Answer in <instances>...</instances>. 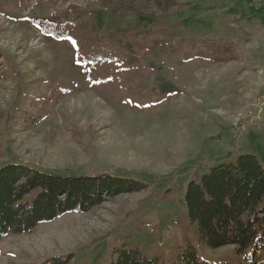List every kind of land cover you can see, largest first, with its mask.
Segmentation results:
<instances>
[{"label":"rangeland","instance_id":"rangeland-1","mask_svg":"<svg viewBox=\"0 0 264 264\" xmlns=\"http://www.w3.org/2000/svg\"><path fill=\"white\" fill-rule=\"evenodd\" d=\"M167 23L112 14L97 0H0V167L27 162L50 172L115 174L147 187L0 240V264H109L126 244L171 259L191 241L202 258L249 264L253 248L197 244L182 195L212 164L255 152L264 161V0H181ZM72 6L90 29L55 38L43 24ZM152 27L143 70L85 64L80 42L132 23ZM206 37L231 42L237 58L194 57ZM161 100L153 103L154 100ZM43 116L23 125V116ZM168 190H171L168 193ZM264 258V249L256 253Z\"/></svg>","mask_w":264,"mask_h":264},{"label":"trees","instance_id":"trees-1","mask_svg":"<svg viewBox=\"0 0 264 264\" xmlns=\"http://www.w3.org/2000/svg\"><path fill=\"white\" fill-rule=\"evenodd\" d=\"M101 9L112 14L135 12L138 17H153L167 23L170 14L188 6L181 0H97ZM90 12L72 6L58 22L43 24L46 34L65 36L69 28L77 32L90 29ZM154 34L152 27L140 23L110 30L89 42H80V57L85 64L117 63L125 69L143 70L144 61L155 49L144 42ZM195 56L213 62L237 58L231 42L206 37L193 46ZM3 54L0 52V63ZM156 99L153 103H159ZM23 125L37 124L43 116L26 114ZM147 183L115 174L74 175L50 172L27 162H9L0 167V240L11 234L35 231L71 212H87L111 198L140 192ZM171 190H168L170 193ZM183 204L188 224L197 235V244L217 250L235 245L242 252L253 248L249 264H264L256 253L264 249V161L252 152L212 164L187 182ZM69 255H55L37 264H69ZM109 264H234L228 259L209 261L201 257L191 241L171 259L148 256L126 244L114 249Z\"/></svg>","mask_w":264,"mask_h":264}]
</instances>
